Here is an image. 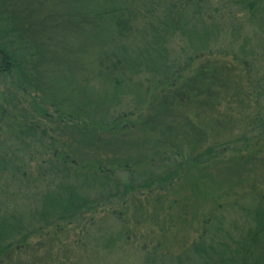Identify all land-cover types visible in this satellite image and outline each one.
<instances>
[{
    "label": "trees",
    "instance_id": "1",
    "mask_svg": "<svg viewBox=\"0 0 264 264\" xmlns=\"http://www.w3.org/2000/svg\"><path fill=\"white\" fill-rule=\"evenodd\" d=\"M248 29L256 31L251 35ZM223 33L238 46L223 54L230 53L234 61L244 66L248 83L255 82L254 115L247 118L237 136H225L223 118L215 117L220 115L217 108L224 97L221 92L230 89L232 72L227 71L228 67L206 63L179 84L184 69L169 61L168 46L176 37L193 51L186 59L188 68L194 59L214 54L208 51L209 44ZM255 33L264 38V0H0V74H16L20 87L37 93L61 123L81 124L84 132L88 130L87 135L93 129V133L102 132L104 138L112 139L129 127L126 121L132 114L115 116V110L128 91L130 80L144 76L145 83L140 82L133 91L146 94L154 88L156 95L148 103L149 115L137 130L146 135L143 143L148 142L150 150L178 149L162 157L159 165L188 153L186 160L163 165L159 172V166L131 172L127 182L115 179L103 168L94 174L73 172L78 162L68 160L67 155L61 164L52 165V172H61L65 179L74 176L84 184L97 183L106 193L99 192L97 198L88 199L80 195L78 188L64 183L57 191L43 194L32 225L20 214L2 213L0 264H12L14 254L26 252L31 247L29 239L42 236L48 228L57 230L61 224L77 223L91 211L104 208L102 204L120 201L129 194L164 191L186 170L198 172L203 166L214 169L226 153L245 152L253 145L264 144V89L255 70V61L261 56L254 51ZM263 45L261 40L260 46ZM236 95L232 98L237 99L242 111L246 110L249 95ZM135 101L141 105L140 100ZM183 103L194 105L195 116L200 110H209L210 127H198V117L194 119L182 112L180 117L184 120L170 118L171 122L166 123L169 114L179 116L175 110H180ZM138 106L133 107L134 112ZM152 119L157 120L158 126L150 123ZM172 122L189 126L177 128ZM178 131L187 140L175 136ZM24 133L27 136L31 130ZM181 140L186 141L185 153L179 146ZM154 152L158 155L159 150ZM150 157V163H154V156ZM248 157L249 160L238 159L246 165L253 160L251 155ZM144 158L148 160V156ZM0 162L7 164L8 160ZM114 162L111 163L119 164V160ZM67 163L73 167L66 168ZM5 164L0 165L2 170L7 167ZM194 182L198 187L202 178ZM210 187L220 189L212 180ZM198 191L204 193L200 187ZM252 200L254 208L246 212L244 229L227 232L224 237L220 226L217 233L204 226L199 242L190 250L200 264H264V193L254 192ZM114 244L115 238L106 242L107 247ZM148 258L155 260L153 255Z\"/></svg>",
    "mask_w": 264,
    "mask_h": 264
},
{
    "label": "rangeland",
    "instance_id": "2",
    "mask_svg": "<svg viewBox=\"0 0 264 264\" xmlns=\"http://www.w3.org/2000/svg\"><path fill=\"white\" fill-rule=\"evenodd\" d=\"M255 31L248 29L251 35ZM262 37L254 36L253 45L257 56L261 55L255 61V70L264 89V45L260 46L261 40H264ZM237 47L228 34L223 33L209 44L208 51L214 54L194 59L187 68L186 59L193 55L192 49L180 37L170 41L168 46L171 64L184 69L179 84L190 79L206 63L226 65L227 71L232 72L230 89L221 92L224 97L217 108L220 115H215L224 120L225 136L239 135L247 118L250 120L255 110V82L248 83L244 66L234 61L230 53L223 54V51L236 50ZM144 78L140 76L130 80L128 91L115 110V116L132 114L126 121L130 125L127 123L129 127L112 139L110 136L104 138L102 132L93 133L94 130L91 127L89 129V126L88 129L92 130L87 135L85 132L88 130L84 132L81 124L61 123L50 105L43 102L37 93L20 87L16 74H0V159L8 160L7 164L0 162V165H7L4 170L0 167V215L4 212L20 214L32 225L33 218L41 207L43 194L57 191L58 186L64 183L78 188L80 195L90 199H95L99 192H104L97 183L84 184L74 176L65 179L61 172H52V165L61 164L67 155L68 160L78 162L77 169H72L73 172L94 174L99 168H103L107 174L111 173L121 182H127L131 172H141L152 166H159L155 167L159 172L163 165L186 160L187 147L183 146L186 141L181 140L179 144L185 155L176 160L171 157L170 162L165 161L161 165L159 163L162 157H168L178 149L157 147L150 150L148 142L143 143L146 135L137 130L149 115L148 103L156 95L154 88L146 94L133 91L134 86L145 83ZM236 94L239 95L238 98L243 94L249 95L246 110L242 111L243 107L236 104L237 99L232 98L237 97ZM180 97L179 94L178 98ZM135 100H140L141 105H136ZM135 106L138 108L134 112ZM179 107L180 110L174 109L179 116L169 114L166 123L171 122L170 118L178 119L182 112L194 119L198 117V127H210L209 110H200L198 116H195L196 108L193 104L183 103ZM180 118L184 120L183 117ZM150 123L157 125V120L152 119ZM172 123L177 128L189 126L185 123ZM27 129L31 133L25 136ZM175 136L187 140L180 132L175 133ZM149 137L153 138L152 135ZM94 150H98L96 154ZM156 150H159L158 155H154ZM145 155L148 156L147 161L144 160ZM151 155L154 156V163H150ZM249 155L253 160L243 165L241 161L249 160ZM115 160H119V164L114 165ZM221 162L214 169L203 166L198 172L194 169L186 170L171 188L164 191L145 190L129 194L120 201L102 204L104 208L91 211L77 223L61 224L57 230L48 228L42 236L29 239L31 247L20 255L14 254L11 263L200 264L190 250L192 245L199 242L204 226L209 232L217 231L220 226L224 237L227 232L244 229L246 212L254 208V192L264 193V144L253 145L245 152H228ZM72 167L67 163L66 168ZM12 168H18V171ZM196 178H202V183L198 186L204 192L202 194L194 182ZM211 180L214 185L219 184L220 189L210 187ZM213 217L215 219L211 221ZM205 220L209 222L207 225L199 223ZM112 238H115V244L107 247L106 242ZM151 255L155 256V260L148 258Z\"/></svg>",
    "mask_w": 264,
    "mask_h": 264
}]
</instances>
